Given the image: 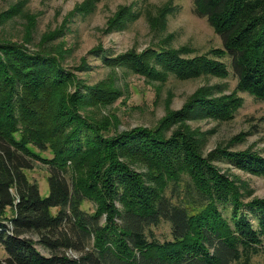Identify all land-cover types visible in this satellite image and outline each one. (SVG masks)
Instances as JSON below:
<instances>
[{"label": "trees", "instance_id": "trees-1", "mask_svg": "<svg viewBox=\"0 0 264 264\" xmlns=\"http://www.w3.org/2000/svg\"><path fill=\"white\" fill-rule=\"evenodd\" d=\"M193 1L222 38L217 58L184 59L164 42L115 57L92 53L148 81L232 74L236 92L264 101V0ZM88 4L71 14H88ZM29 18L23 43L0 39V264H253L264 255V198L251 199L215 165L228 161L264 177V158L223 149L205 156L204 136L187 124L231 120L243 99H212L200 89L178 111L167 104L154 126L120 131L109 108L124 95L115 80L88 85L64 67L70 51L50 42L65 25L30 49ZM134 18L121 7L106 31ZM34 162L48 167L46 196L27 174Z\"/></svg>", "mask_w": 264, "mask_h": 264}, {"label": "rangeland", "instance_id": "rangeland-1", "mask_svg": "<svg viewBox=\"0 0 264 264\" xmlns=\"http://www.w3.org/2000/svg\"><path fill=\"white\" fill-rule=\"evenodd\" d=\"M88 1L93 3L88 14H71L77 6L89 5ZM21 4V12L0 23V39L23 43L29 30V17H34L32 42L28 45L34 49L45 34L65 25L62 34L50 43L65 45L70 54L65 58L64 67L88 85L105 79L115 80L124 95L109 108L121 119L120 131L154 126L165 116L167 104L173 111H178L200 89H205L208 98L212 99L236 93L243 99V105L231 120L205 117L187 124L204 136L202 152L205 156L223 149L258 153L264 158V101L248 93L236 92L238 80L232 74L229 77L203 74L188 80L170 76L165 82L148 81L134 73L126 74L119 67L113 69L103 59V53H92L102 48L109 52V57H115L131 50L141 53L164 42L162 45L180 52L184 59L206 55L217 58L216 51L222 48V38L206 18L196 14L193 0H0V15ZM121 7L135 18L125 26L107 32L108 21ZM157 16L160 24L153 27ZM85 61L89 69L81 71L80 66ZM215 165L244 188L246 195L250 193L251 199L264 198L263 176L237 169L228 161ZM47 170L48 167L40 162H34V170L27 172L32 181L39 183L43 196L48 194L49 188ZM92 207L91 203L83 205L88 211ZM167 231L166 225L156 230L160 238ZM38 248L47 253L42 246ZM0 257L4 258L1 247ZM253 264H264V255L256 257Z\"/></svg>", "mask_w": 264, "mask_h": 264}]
</instances>
